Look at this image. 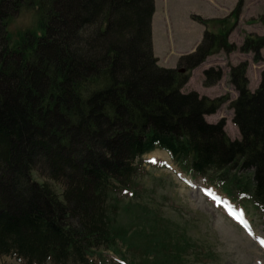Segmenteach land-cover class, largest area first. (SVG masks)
I'll return each mask as SVG.
<instances>
[{
    "label": "trees",
    "instance_id": "16d2710c",
    "mask_svg": "<svg viewBox=\"0 0 264 264\" xmlns=\"http://www.w3.org/2000/svg\"><path fill=\"white\" fill-rule=\"evenodd\" d=\"M154 2L0 0V256L24 264H106L104 252L121 256L122 244L137 254L132 264H183L189 245L174 241L172 225L141 197L123 211L114 197L138 188L142 157L155 150L231 199L250 197L264 213V68L251 92L248 64L230 67L239 140L228 137L224 122L205 119L228 95L182 92L192 72L221 52L264 62V35H246L239 48L230 43L239 0L221 20L194 18L204 27L200 43L180 57V69L162 68L152 51ZM30 8L38 11V28L12 42L10 21ZM203 75L211 88L223 72ZM35 173L61 192L36 182ZM121 214L130 220L125 228Z\"/></svg>",
    "mask_w": 264,
    "mask_h": 264
},
{
    "label": "rangeland",
    "instance_id": "374dc122",
    "mask_svg": "<svg viewBox=\"0 0 264 264\" xmlns=\"http://www.w3.org/2000/svg\"><path fill=\"white\" fill-rule=\"evenodd\" d=\"M238 1L155 0L151 42L158 65L167 69H180L178 64L180 57L192 53L203 37L204 27L195 22L194 18L199 17L207 21L221 20L235 9ZM243 2L241 16L238 23L233 25L229 37L230 43L238 48L246 35H264V0H243ZM38 15V11L34 8L20 11L8 25L11 41L17 42L21 34L36 30ZM64 17L59 15L57 23L65 25L68 19ZM218 26V23H212L211 31H217ZM55 32L57 30L53 29L52 36L56 35ZM56 40L55 37H51L49 43H56ZM262 57L264 60V50ZM244 62L248 64L249 89L254 92L260 84L264 62L255 63L252 54H241L238 51L231 54L221 52L211 56L193 72L189 83L182 90L183 93L194 91L210 99L229 96V101L215 116L205 119L208 123L224 122V130L231 140H239L240 134L233 124V110L230 107L231 102L238 96L230 84V67ZM210 68L221 69L223 77L214 87L205 88L203 72ZM142 159L144 167L135 180L138 188L122 190L114 196L120 199L119 210L123 211L130 200L141 197L145 204L153 207L155 213L170 222L178 238L174 241L180 245H189V249L184 253L188 258L187 264L194 263L200 250L213 253L207 257L210 260L209 264H264V247L258 244V238H264V227L260 214L250 203L237 208L244 210L253 226L254 236H248L227 211V202L224 198L231 199V196L226 193L225 188L219 191L208 182L193 179L181 171L178 173L166 153L154 151L143 156ZM33 177L38 183L52 185L58 192L62 190L47 178L40 177L38 173ZM203 187L211 191L208 196L204 194ZM133 193H138L139 196L129 198ZM215 193L220 194L221 197ZM119 218V224L123 228L125 225L129 226L130 220L126 214H121ZM238 219L241 217L238 216ZM182 241L185 242L181 243ZM118 251L123 254L120 258L124 259V256L129 263L137 260V254L130 253L122 244L120 248L118 247ZM109 255L115 262L119 258ZM0 264L24 263L13 256H0Z\"/></svg>",
    "mask_w": 264,
    "mask_h": 264
},
{
    "label": "bare ground",
    "instance_id": "6f19581e",
    "mask_svg": "<svg viewBox=\"0 0 264 264\" xmlns=\"http://www.w3.org/2000/svg\"><path fill=\"white\" fill-rule=\"evenodd\" d=\"M223 18H225V17H223ZM221 19H222V18H221ZM202 27H203V26H202ZM194 50H195V48H194ZM194 50H193V51H194ZM209 58H210V57H209ZM209 58H208V59H209ZM204 63H205V62H204ZM204 63H203V64H204ZM200 66H201V65H200ZM198 68H199V67H198ZM166 69H167V68H166ZM196 69H197V68H196ZM196 69H195V70H196ZM195 70H194V71H195ZM194 71H193V72H194ZM193 72H192V74H193ZM203 73H204V72H203ZM203 77H204V75H203ZM260 78H261V75H260ZM189 81H190V80H189ZM188 83H189V82H188ZM234 90H235V89H234ZM193 92H194V91H193ZM189 93H190V92H189ZM202 97H204V96H202ZM205 97H207V96H205ZM207 98H208V97H207ZM235 100H236V99H235ZM219 110H220V109H219ZM212 124H216V123H212ZM234 126H235V125H234ZM155 151H160V150H155ZM153 152H154V151H153ZM160 152L166 153V152H164V151H160ZM151 153H152V152H151ZM149 154H150V153H149ZM166 154L170 157V155H169L168 153H166ZM147 155H148V154H147ZM170 159H171V158H170ZM171 162H172V161H171ZM172 163H173V162H172ZM174 166H176V165L174 164ZM176 167H177V166H176ZM177 168H178V167H177ZM178 169H179V168H178ZM179 170H180V169H179ZM180 171H181V170H180ZM181 172H182V171H181ZM183 173H184V172H183ZM185 174H186V173H185ZM186 175H187V174H186ZM187 176H190V175H187ZM190 177H191V176H190ZM191 178H192V177H191ZM193 179H196V178H193ZM200 180H201V179H200ZM202 181H203V180H202Z\"/></svg>",
    "mask_w": 264,
    "mask_h": 264
}]
</instances>
